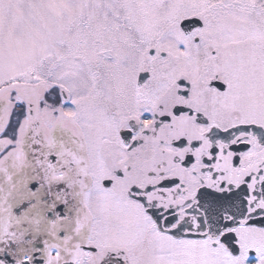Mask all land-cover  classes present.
I'll return each instance as SVG.
<instances>
[{"label":"snow or ice","instance_id":"1","mask_svg":"<svg viewBox=\"0 0 264 264\" xmlns=\"http://www.w3.org/2000/svg\"><path fill=\"white\" fill-rule=\"evenodd\" d=\"M0 264H264V0H0Z\"/></svg>","mask_w":264,"mask_h":264}]
</instances>
